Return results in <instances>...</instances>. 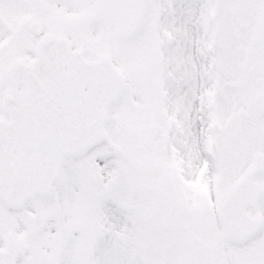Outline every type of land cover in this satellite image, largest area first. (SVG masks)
<instances>
[{
    "label": "snow or ice",
    "instance_id": "snow-or-ice-1",
    "mask_svg": "<svg viewBox=\"0 0 264 264\" xmlns=\"http://www.w3.org/2000/svg\"><path fill=\"white\" fill-rule=\"evenodd\" d=\"M0 264H264V0H0Z\"/></svg>",
    "mask_w": 264,
    "mask_h": 264
}]
</instances>
